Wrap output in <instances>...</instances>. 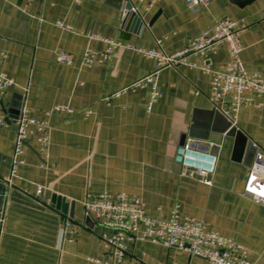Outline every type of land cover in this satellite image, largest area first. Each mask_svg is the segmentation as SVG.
I'll use <instances>...</instances> for the list:
<instances>
[{"label": "crops", "instance_id": "crops-1", "mask_svg": "<svg viewBox=\"0 0 264 264\" xmlns=\"http://www.w3.org/2000/svg\"><path fill=\"white\" fill-rule=\"evenodd\" d=\"M149 1L0 0V56L6 54L0 67L17 84L0 107L14 119L26 105L32 117L46 118L52 128L48 157L30 142L10 184L16 127L0 128V179L5 182L0 189L2 183L7 188L0 264H96L92 259L106 258L110 247L103 235L113 231L88 219L82 205L89 195L102 193L141 197L150 215L158 209L169 215L180 205L184 217L244 245L252 264H264V204L253 198L264 196V176L251 175L256 151L248 147L251 141L264 153V99L239 113L237 128L244 139L222 133L223 120L211 114V78L197 68L162 70L160 96L151 111L150 87L104 100L154 71L155 61L138 49H155L160 39L165 52L175 53L224 18L240 25L246 70L264 79V0H211L197 13L186 0H161L153 7ZM127 3L139 19L125 18ZM58 21L74 32L57 27ZM91 34L122 47L109 61L88 68L82 65L86 49L107 47L89 39ZM59 51L71 54L73 65L58 63ZM210 59L214 69L223 68L227 48ZM189 60L203 62L195 55ZM57 105L75 114L47 116ZM188 138L194 148L219 156L212 186L186 177L175 162L177 148ZM39 187L43 192L37 195ZM127 259L210 264L148 242L128 244Z\"/></svg>", "mask_w": 264, "mask_h": 264}, {"label": "built area", "instance_id": "built-area-1", "mask_svg": "<svg viewBox=\"0 0 264 264\" xmlns=\"http://www.w3.org/2000/svg\"><path fill=\"white\" fill-rule=\"evenodd\" d=\"M145 0H139L143 3ZM161 0H150L153 7ZM81 3L82 0H74ZM190 11L197 13L207 9L211 0H186ZM133 11L137 9L133 6ZM57 27L74 32L70 25L62 21L55 23ZM89 39L100 41L107 45L104 51L89 47L83 55L82 65L92 68L99 66L112 58L113 51L122 47L118 41L97 34L88 35ZM225 46L228 51V61L221 69H214L210 56ZM241 28L238 22L229 18L218 21L212 29L204 31L200 36L189 41L183 49L169 54L162 48V40H157V48L150 50L138 49L144 57L155 61V69L144 78L123 87L105 101L123 97L127 93L145 87L151 88V98L148 110L160 96L158 89L159 76L166 68L188 66L197 68L210 76V92L213 108L218 110L231 124L237 127L238 116L242 109L254 105L264 99V79L258 73L248 72L245 68L242 52ZM191 55L202 58L203 62H191ZM6 57L0 56V65ZM56 60L62 65L71 66L74 58L65 51H59ZM15 79L9 77L0 67V101L6 92L16 86ZM27 92V90H26ZM53 113L71 116L75 110L69 106L57 105L47 116ZM86 111V116L91 115ZM16 127L14 153L12 158L11 178L17 177L25 149L30 142H35L38 151L44 159L49 155L51 145V125L45 119L34 118L24 105L14 119H9L0 107V128ZM220 148V145H217ZM219 156L212 152L200 151L193 147V139L188 138L177 148L175 162L184 168V175L206 186L213 185V177L217 170ZM251 175L264 176V153L257 152L255 162L251 167ZM43 192L39 187L37 195ZM254 200L264 204V196L254 194ZM85 216L107 229L113 231L103 235L110 247L109 255L101 259H92L96 264H144L127 259V248L130 243L148 242L162 245L168 249H177L192 257L203 258L210 264H252L251 251L244 245L221 235L219 232L208 230L206 225L197 219L184 217L180 205H176L166 215L158 209L156 215L148 213L146 202L138 196L125 193L111 195L102 193L89 195L82 203ZM0 223H4V212H0Z\"/></svg>", "mask_w": 264, "mask_h": 264}, {"label": "water", "instance_id": "water-1", "mask_svg": "<svg viewBox=\"0 0 264 264\" xmlns=\"http://www.w3.org/2000/svg\"><path fill=\"white\" fill-rule=\"evenodd\" d=\"M124 16L125 18H136L139 19V17L137 16V13L133 11V5L131 3H127L124 7ZM211 114L214 115L213 117H215V120L217 119H222L223 120V128L222 129V133H227L228 135H233V136H238V137H243V134L241 133V131L237 128V127H232V124L216 109H212L211 110ZM16 118V117H15ZM211 127H209L210 129ZM211 129L207 132L210 133ZM213 132V131H212ZM207 137H205V139L207 140ZM245 137H243L244 139ZM248 147L251 148L252 150L256 151V155L258 152V147L253 143V142H248ZM256 155H255V159H256ZM255 162V160H254ZM254 162L252 163L251 167L253 166ZM0 182H4L3 179H0ZM5 183V182H4ZM2 183V187L0 189V212L3 210V204H4V199H5V195L7 193V188L6 185Z\"/></svg>", "mask_w": 264, "mask_h": 264}]
</instances>
